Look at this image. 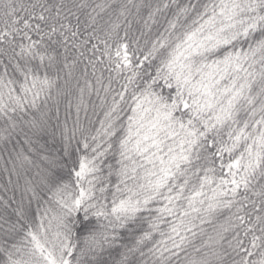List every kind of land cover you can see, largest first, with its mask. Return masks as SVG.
I'll return each instance as SVG.
<instances>
[{
    "label": "snow or ice",
    "instance_id": "6c2138e0",
    "mask_svg": "<svg viewBox=\"0 0 264 264\" xmlns=\"http://www.w3.org/2000/svg\"><path fill=\"white\" fill-rule=\"evenodd\" d=\"M0 264H264V0H0Z\"/></svg>",
    "mask_w": 264,
    "mask_h": 264
}]
</instances>
